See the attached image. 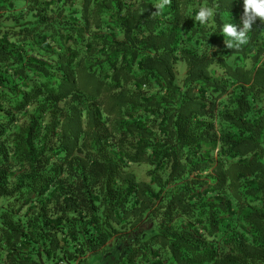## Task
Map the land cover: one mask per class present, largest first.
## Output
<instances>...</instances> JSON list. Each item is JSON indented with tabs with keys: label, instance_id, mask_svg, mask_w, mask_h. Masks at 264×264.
<instances>
[{
	"label": "trees",
	"instance_id": "trees-1",
	"mask_svg": "<svg viewBox=\"0 0 264 264\" xmlns=\"http://www.w3.org/2000/svg\"><path fill=\"white\" fill-rule=\"evenodd\" d=\"M159 2L0 0V264H264V22Z\"/></svg>",
	"mask_w": 264,
	"mask_h": 264
},
{
	"label": "clouds",
	"instance_id": "clouds-1",
	"mask_svg": "<svg viewBox=\"0 0 264 264\" xmlns=\"http://www.w3.org/2000/svg\"><path fill=\"white\" fill-rule=\"evenodd\" d=\"M170 0H160L155 6L158 10L163 9ZM243 15L239 24L224 23L219 31L225 38L228 49H241L248 43V33L259 18L264 22V0H243ZM214 12L210 7H200L194 20L202 26H207Z\"/></svg>",
	"mask_w": 264,
	"mask_h": 264
},
{
	"label": "rangeland",
	"instance_id": "rangeland-1",
	"mask_svg": "<svg viewBox=\"0 0 264 264\" xmlns=\"http://www.w3.org/2000/svg\"><path fill=\"white\" fill-rule=\"evenodd\" d=\"M139 174L144 178V169H139ZM6 204V198L5 197H0V211L2 210V208L4 207V205Z\"/></svg>",
	"mask_w": 264,
	"mask_h": 264
}]
</instances>
